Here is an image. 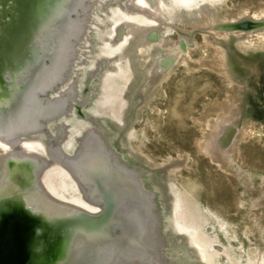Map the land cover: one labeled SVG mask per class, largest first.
Listing matches in <instances>:
<instances>
[{"label": "rangeland", "instance_id": "374dc122", "mask_svg": "<svg viewBox=\"0 0 264 264\" xmlns=\"http://www.w3.org/2000/svg\"><path fill=\"white\" fill-rule=\"evenodd\" d=\"M85 4L86 31L48 95L68 107L45 123L47 139L73 156L90 133L140 173L154 195L163 264H264V29H217L264 19V0ZM230 123L235 140L217 150ZM47 139L26 144L45 156ZM40 178L54 198L97 211L60 164Z\"/></svg>", "mask_w": 264, "mask_h": 264}, {"label": "bare ground", "instance_id": "6f19581e", "mask_svg": "<svg viewBox=\"0 0 264 264\" xmlns=\"http://www.w3.org/2000/svg\"><path fill=\"white\" fill-rule=\"evenodd\" d=\"M149 1L155 4V0ZM78 5L79 0H0V85L4 91L0 93V150L3 153L11 151L2 137L6 131L32 126L43 111L57 112V116L43 122L44 128L22 136L19 140L20 149L36 155L27 147L26 139L42 134L46 139L50 137L51 133L46 132L48 127L45 123L57 120L65 113L68 105L63 96L59 97L61 103L43 108L32 96L59 80L52 92L55 93L59 85L65 82L63 75L70 65L68 60L74 58L76 43L86 31L83 18L86 4L81 11L82 18L74 23L68 20L69 13ZM249 19L263 20L258 16ZM119 29L118 40L123 35ZM219 31L227 34L253 32ZM72 36L75 39L73 52L69 56L68 41ZM180 36V44L186 45V35L180 33ZM159 63L161 68H168L167 62L165 65H162V60ZM6 76L7 80L4 79ZM227 126L226 138L220 134L222 141H216L217 150L224 151L235 140L236 126L231 123ZM47 141L53 144L51 147L46 144L45 156L55 146L61 149L54 144L55 140L49 138ZM95 142L94 146L85 143L83 154L73 165L72 171L77 176L66 169L79 189L75 177L80 178L82 185L94 182L92 195L103 199L108 206L122 195L134 198L132 178L121 177L114 166L111 152L105 150L100 140ZM57 164L63 166L55 156L46 166ZM25 172L23 165L0 160V264H91L95 258L102 256L104 249L110 247L106 233L101 229L103 220L96 224L89 223L68 213L66 216L62 210L49 206L38 196ZM131 264L140 263L134 261Z\"/></svg>", "mask_w": 264, "mask_h": 264}, {"label": "water", "instance_id": "95a60500", "mask_svg": "<svg viewBox=\"0 0 264 264\" xmlns=\"http://www.w3.org/2000/svg\"><path fill=\"white\" fill-rule=\"evenodd\" d=\"M79 2L80 5L76 6L75 10L69 13L68 20L70 22L74 23L81 18L80 13L85 8L87 0H79ZM217 29H226V31H252L264 29V19L260 21H252L249 18H243L235 22L221 24ZM74 39V36H72L68 41L70 47L69 56H71L73 52L72 44H74ZM67 64L65 67L68 66ZM4 79L7 80V76ZM58 81L59 80L55 81L54 84L49 85L41 92H36L32 96L41 108L58 104L59 102L61 103L59 97L50 99L48 96L54 91ZM2 91V86L0 85V93H2ZM60 107L61 106H59V108ZM56 113L43 111L38 118L35 119L32 126L22 127L18 130L10 129L8 132L6 131V134L4 133L2 137L10 146L11 151H7L0 155V160H10L13 164L16 163L18 165H23L26 171L25 173L29 177L32 186L36 189L38 196L49 206L62 210L66 213V216L68 213L70 216H75L76 218L93 224H96L95 222L97 221L103 220V228L101 227V229L106 233L110 247L104 249L102 252L103 255L99 258H95L94 262L91 264H131L134 263V261H137L140 264H161L160 259H163V257L157 248V245L160 244L158 236L160 220L155 212L153 201L154 195L151 191L145 188L140 173L128 168L125 164L120 162L118 157L103 143L105 150L111 152L110 155L114 158V166L117 167L120 176L123 178L126 176L132 178L131 186L135 192L134 198L122 195L121 198H115L112 204L108 206L103 199L92 195V187H95L93 184L94 182L82 185L79 182L80 178L78 179L75 177L79 183L83 198L90 205L97 208L96 212H90L70 203L58 200L46 191L40 181V177L46 169L48 162L52 161L53 157L56 156L61 160L65 169L74 175L75 173L72 171L73 165L75 166V163L79 161L78 159L81 157V154H83L85 143L89 142L90 136V133H88L79 141V149H77L73 156L65 154L56 146L53 148V151H47V156L26 153L20 149V138L44 128L43 122L51 117L57 116ZM99 223L102 224V222H98V224Z\"/></svg>", "mask_w": 264, "mask_h": 264}]
</instances>
